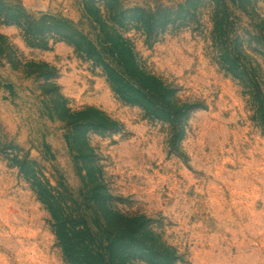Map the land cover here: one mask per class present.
<instances>
[{
	"label": "rangeland",
	"instance_id": "obj_1",
	"mask_svg": "<svg viewBox=\"0 0 264 264\" xmlns=\"http://www.w3.org/2000/svg\"><path fill=\"white\" fill-rule=\"evenodd\" d=\"M82 37L129 43L192 105L180 127L122 101ZM42 190L114 236L143 220L172 264H264V0H0V264H67Z\"/></svg>",
	"mask_w": 264,
	"mask_h": 264
},
{
	"label": "trees",
	"instance_id": "obj_2",
	"mask_svg": "<svg viewBox=\"0 0 264 264\" xmlns=\"http://www.w3.org/2000/svg\"><path fill=\"white\" fill-rule=\"evenodd\" d=\"M51 22L56 29L76 35L70 22L48 17L42 18L39 31L50 28L47 24ZM82 42L83 53L101 65L112 90L122 101L140 106L153 119L167 122L174 128L180 127L192 105L179 102L160 79L145 72L138 65L129 43L122 37L101 47L85 39ZM73 46L78 50L81 45ZM231 64L233 70L240 71L241 79L257 88L256 78L248 76L244 65L236 61ZM91 111L97 115L86 120L92 128H101V120L107 123L105 130L117 128V124L103 113L95 109ZM41 194L46 196L42 202L49 209L53 233L67 264H135L133 260L137 256H142L147 264L173 263L169 248L157 242L143 220L118 216L121 233L114 236L106 224L98 221L94 227L84 215H69L61 204L53 203L48 191L42 190Z\"/></svg>",
	"mask_w": 264,
	"mask_h": 264
}]
</instances>
